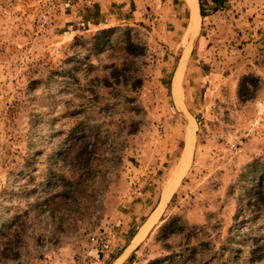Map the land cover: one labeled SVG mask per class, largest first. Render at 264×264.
<instances>
[{
	"label": "rangeland",
	"instance_id": "1",
	"mask_svg": "<svg viewBox=\"0 0 264 264\" xmlns=\"http://www.w3.org/2000/svg\"><path fill=\"white\" fill-rule=\"evenodd\" d=\"M137 1L0 0V264H264V0Z\"/></svg>",
	"mask_w": 264,
	"mask_h": 264
},
{
	"label": "crops",
	"instance_id": "2",
	"mask_svg": "<svg viewBox=\"0 0 264 264\" xmlns=\"http://www.w3.org/2000/svg\"><path fill=\"white\" fill-rule=\"evenodd\" d=\"M131 5L135 6V11L140 8V4L137 0H85V7H88L93 12L95 11V15H97V17L99 16L97 20H100L99 22H101L104 19L107 23L117 22L121 17L126 18L121 14L122 9H128ZM105 13H107V15L100 19V16ZM135 15V12L131 15H127V18H130L128 20H131V18L133 19ZM97 20H93L92 23L94 24ZM124 21H126V19H124Z\"/></svg>",
	"mask_w": 264,
	"mask_h": 264
},
{
	"label": "bare ground",
	"instance_id": "3",
	"mask_svg": "<svg viewBox=\"0 0 264 264\" xmlns=\"http://www.w3.org/2000/svg\"><path fill=\"white\" fill-rule=\"evenodd\" d=\"M186 3L188 5V7L190 8V11L192 12V26L191 28H195L196 25L198 24V6H197V0H186ZM193 30V29H192ZM144 234V231H142L138 238H137V241L143 236Z\"/></svg>",
	"mask_w": 264,
	"mask_h": 264
},
{
	"label": "trees",
	"instance_id": "4",
	"mask_svg": "<svg viewBox=\"0 0 264 264\" xmlns=\"http://www.w3.org/2000/svg\"><path fill=\"white\" fill-rule=\"evenodd\" d=\"M199 1V11H200V16L202 17V18H204L205 17V14H204V12H203V7H202V0H198ZM79 155H81V156H83L84 154H79Z\"/></svg>",
	"mask_w": 264,
	"mask_h": 264
}]
</instances>
